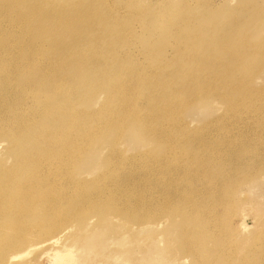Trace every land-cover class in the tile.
I'll use <instances>...</instances> for the list:
<instances>
[{"label":"rangeland","instance_id":"obj_1","mask_svg":"<svg viewBox=\"0 0 264 264\" xmlns=\"http://www.w3.org/2000/svg\"><path fill=\"white\" fill-rule=\"evenodd\" d=\"M104 1L107 2L106 4H108L107 6L110 8V10L112 9L111 12L114 17L108 16L105 19L90 18V21L86 24L92 22L93 24H91L94 26V29L90 31H76L79 33H76L75 31H70L68 35H64L63 40L66 41L70 39L71 36H75V34H77L76 36H81L83 39L80 41V45L76 47L74 52L72 50L71 52H69L70 58L74 59L69 65H67L69 71L65 70V73L61 74V76H58L57 78L51 77L53 79H50L54 82L57 81L58 78L62 77L65 79L66 83H70L68 86L73 88L72 93H70V98L73 101L74 109H80L82 112H85V115L87 113L97 112V116L95 118L91 117V119L89 117H87L86 119L84 117V114H82L83 116L81 117L82 119L80 121L81 127L77 134L78 136L73 135L72 139L77 136V141H79V143L84 144V149H82V151L79 153L77 152L73 154V159L71 160V162L68 163L69 171L62 175V170L56 168L50 169L55 174L58 173L59 176L56 179H54L53 177V181L52 183H50L51 185L49 186V191L56 194L61 192L64 196V201L60 205L56 203L57 206L55 207H50V205L42 206L40 209V214L38 215H41L42 213L46 215L48 214V218L41 221V223L51 224L55 226V229H57L55 236L56 239L54 242L43 241L39 243L38 238L32 237L33 239L30 240L33 241H30L31 244L27 246V248L23 249L21 247H16L14 249V252L17 253L16 257L13 258L12 262H7L6 264H54V253H56V251L58 253H62L63 255L68 253V256L66 255L65 257H60V259L64 260V263L59 264H189L188 261L174 263L172 257L174 255L175 249L179 248V242L181 241L183 236H189L188 234L184 235V233L186 232L182 234L181 229L185 231V227L190 228L192 225H195V222H197L195 226H198V224L199 226H201V223H198V219L201 220V218H203L202 221L205 219L202 225L204 227L206 226L205 228H207V231H210L206 235L208 241L211 237L213 238L214 236H216V233L218 237H226L223 240L226 241L229 248L231 247L232 254L228 253L229 257H227L228 254L224 255V259L228 261L231 260L232 262H234V264L237 261H239L238 264H240V261L241 264H264V175L263 173H257L262 167H264V144L260 143L264 142V138L262 136L264 135V125L262 124L264 123V100L261 99H264V48H262L264 47V0H133L134 2L132 0ZM104 1L92 0V2L96 5H99V3L101 2L104 3ZM83 2L85 3L86 1ZM122 2H125L126 5ZM182 2L185 3L187 8H185V5L181 4ZM194 2H199L200 4ZM106 4H103L102 6H106ZM118 6L122 7V12L125 11L124 8L129 11H132V13L135 11L136 13L134 12V14H138V17H143L142 15L147 13L145 14L146 16H144V19L140 18L141 21L145 24L139 22L140 19L138 20L137 18V21H135L136 19H134V23H131L132 20L130 21L127 16V14H129L127 13L128 11H125L127 13L126 15L125 12H121L119 14L120 11L118 10H120L121 8H119ZM178 6L181 8H179ZM257 6L260 8V10L256 11ZM188 7L191 9L189 10ZM115 8H117L118 10L116 9V11ZM117 13L119 16L117 15ZM203 14L207 15L206 17H204L206 20L202 19V17L204 16ZM260 15L261 17L259 18ZM120 16L122 21H124L123 23H119L121 21ZM233 16L235 17V20L233 19ZM182 17H184L185 19L183 18V20ZM107 18L111 19V21ZM115 18H118V23L114 21ZM151 18L153 19L150 21L149 19ZM188 18L192 20L193 26L187 23L186 25L184 24V21ZM243 19L244 21H242ZM5 20L6 18L2 19V25L0 26V165H2V167L10 166L13 163V155H11L10 151L8 150L11 140L8 139L6 136L9 135L10 132H15L18 130V128H15L14 125L15 123H18L19 117L21 115L29 114V109H31L32 106L36 107V101L32 97H43L41 95L42 93H36L37 88L35 83L33 82L35 81L34 77L37 78L36 81H44L46 79L45 74L50 73V69L52 70V68L50 67V62L42 56V50L37 48V46H33L29 41V38H31V36L27 34L25 27L20 25L16 26L19 27L18 32L15 31L16 27L10 30L7 24L5 23ZM135 22L137 23L135 24ZM199 22H201V24L198 27ZM112 23L114 24V26ZM172 23H174V26L171 27L170 25ZM82 24L85 25V22L83 21ZM106 24L108 25L107 28L105 26ZM110 24L112 26H109ZM122 24L126 26H123ZM168 24L170 27L168 26ZM115 25H117V28L115 27ZM202 25L205 27H203ZM207 26L209 28L211 27V30L208 29ZM123 27H125V31H128V29L132 27L130 38L127 39L128 47L125 49L124 45L122 44L115 49L114 47H116L117 45H114L113 41L110 39H112L113 36L117 34V32H121V29ZM184 27H186V30H184ZM168 29L171 32L175 30V32L181 34L185 33L186 31H189L192 34L195 30V33L201 35L203 41H200L201 39L196 40L189 35L188 37L187 35L182 36L183 42H190V39L193 41V55L190 54V58L188 59L186 57V48L187 50L190 49L189 46H184V44L182 43L183 46L181 45L180 47H178V52L172 51L170 48H168V43H174L171 34H165V32L169 31ZM114 30L116 32H114ZM199 31L201 33H199ZM202 33L204 34V36ZM97 34L100 35L97 41L90 40V36L93 37ZM206 34L210 36L207 37ZM221 35L223 36V38L220 39V41L222 40V42L218 40V37L220 38ZM209 37H213L214 41L212 42V39H210ZM226 38L228 39V41H225ZM168 40H170V42ZM261 40H263L262 43H260ZM206 42L210 44H207V46ZM236 42L240 44L238 45ZM243 42L245 43V45ZM252 42L254 45L252 44ZM106 45L109 47V53L106 52L104 48L107 47ZM210 45L211 47L213 45L214 46L210 49ZM220 45L222 48L220 47ZM64 46L65 45H62L60 48L63 49L64 52L68 53L66 46ZM151 46H154L155 48L153 47V49ZM198 46H200V48ZM218 46L219 48H217ZM245 47L247 48L246 52L250 53L244 56L242 58L243 60L238 58L240 57V55H235V57H232V54L230 55L231 51L235 52L237 49L236 52H241L243 49H246ZM149 48H152L153 51H151V49L149 51ZM213 48L215 53L213 51ZM223 49H225L224 52L222 51ZM63 50L60 51L63 52ZM116 50L118 52H121L122 56L125 57H119V55L116 54ZM125 50L126 52H124ZM161 50L162 52L165 51L166 54L160 55ZM202 50L204 55L208 56L207 61L208 59L210 61L211 57L215 59V63L218 67V70L216 69V73L213 74L215 78L213 77V75H211V70H207V66H205L203 63H192V61V64L190 63V59L192 58V56H199L206 59L203 53L201 54ZM80 52L84 55L95 53L99 58L100 56H102L104 60L102 59L99 62L97 61V63H90V68H92V70L99 71L101 69H106L107 67L108 72L106 81L109 84L113 82V79L117 78L111 70V65L114 66L115 63H122V67L124 66V68H126L127 73L129 74V71L134 70L135 67L139 66V64L143 65V70L154 69L157 70V73L159 71L160 72L158 75H151L152 77L149 76L148 84H142V87L143 85L145 86L141 91H139V93H136L137 95L134 92L125 94L111 93L110 95H107L104 90L107 89L108 84L106 85L105 82L103 85H101V83L95 81V78H93V76L90 78H85V71L83 72L84 75H81L82 77H84L83 79L81 78V76L77 79V76H73L71 74V69L74 66L73 64L75 63V59L77 58L78 54H80ZM146 52L148 53V55L146 54ZM205 52L207 53L205 54ZM155 53H157L156 56L158 58L155 57ZM62 54L64 53H58V55L60 56ZM216 56H218L219 58H217ZM226 56L227 58H231L228 60ZM217 59L219 60L216 61ZM213 61L214 60H211L210 62ZM94 64L96 65L94 66ZM230 65L232 66L231 68ZM234 65H237V67ZM234 67H236L237 70ZM180 68L182 69L180 70ZM227 68L230 69V75L228 74V78L224 74L225 69L227 70ZM175 70H179L180 72H175ZM118 71H120V69ZM205 71H210L211 73L208 74ZM232 71L235 72V74L232 73ZM170 72L172 74H168ZM217 74H219L218 76H220V78L216 76ZM232 74L234 78L232 77ZM191 75L193 76V78ZM211 76L215 81L211 79ZM243 76L246 77V80L249 78V81L246 85H249L251 89L256 88L254 91H258L259 93H256L254 91L252 93H239L237 91L233 92V90L230 91L227 87H223L224 89L222 88L224 84L221 85V83H223L224 78L225 81L229 80L233 83L236 80L244 79L245 77ZM230 77L233 80L229 79ZM156 78L165 79L166 81H168L169 84L165 86L167 89L169 87H172V85L174 84L172 90L173 93H150L152 89L157 88L155 85V83H157L155 81ZM173 78H175V80ZM193 80L199 81L202 85H205L207 91L205 88L200 89L198 86H194L195 84ZM211 81H213V83H216L215 85H218L219 81H221L219 83V88L217 89L218 91L209 88ZM118 82L122 81L118 79ZM183 84H185V86ZM177 86L181 89H179ZM194 88L196 90H194ZM178 90L181 91L178 92ZM203 90H205L206 92ZM227 90L228 93H226ZM175 92L178 94H176ZM151 94L156 95V99H152L151 101ZM173 94H175L176 99L173 98ZM230 94L232 97L230 96ZM234 98H236V100ZM226 99L228 102L226 101ZM58 102L59 101L56 99V102H52L51 105L54 106ZM129 103L133 105H130ZM148 107H153L155 111L158 112V114H155L153 116L151 114V110L148 111ZM173 107L178 110L175 112V109ZM180 107L182 110H180ZM238 107L241 109L239 110ZM261 107L263 108V110ZM133 108H137L139 110V113L137 112L136 114H134L132 112ZM166 109H168V111L171 110L172 112H169V114ZM161 110L164 111L162 112ZM246 110H248V112ZM256 110L257 112L259 111V113L261 112V114L258 113V115L255 112ZM52 111L53 109L51 108V110H49L47 114H54V111ZM179 113L180 115H182V119L180 118ZM47 114L41 115L40 120L43 124L41 123V121H39L38 127H49V129L53 130L57 127L56 123L48 120L49 115ZM253 115H255L256 117ZM251 116L252 118L257 119L251 120ZM172 117L175 121L172 119ZM234 117H236V119ZM139 119L142 120V122ZM149 119H151V121ZM158 120H160L162 128L157 126L159 124ZM161 120L163 122H161ZM44 121L46 122V124H44ZM234 121L237 122L235 123ZM246 121L248 123H246ZM164 122L167 124H165ZM174 122L175 124H178L175 125ZM182 122L186 124V127H184L185 125ZM109 124H111V126H107ZM168 124L171 126H169ZM179 124H182L183 128L181 126H179L178 128ZM142 125H144V128L142 127ZM164 125L167 127H165ZM260 125H262L263 127ZM168 126L171 129L173 128V130H175L176 132V134L170 133L171 136H177L176 138L172 136V138L174 139L172 140L171 138V143H168L170 138L168 136L165 137L163 135L165 134L164 129L168 128ZM141 128L143 129V131ZM184 128H186L185 131ZM255 128L256 130L258 129L260 132L257 130L259 132L257 133ZM161 129L163 130L162 132L160 131ZM180 129H182L184 132ZM208 129H210L211 131ZM219 129L221 133L219 132ZM233 129L234 133L232 132ZM239 130L241 132H239ZM146 131L148 133H145ZM243 131L245 133L247 132L246 136ZM206 133L211 134L207 135ZM239 133H244V135H240ZM70 134L71 133L68 130L64 131V135L59 138L60 141L66 143L71 142L72 139L71 141H69V139L67 138ZM158 134H160L161 137ZM213 135L214 137H212ZM181 136H183V138ZM208 136L211 138H209ZM246 137L248 138V140ZM151 138H153L154 140H152ZM163 138H165L164 140L168 138V141H164ZM212 138L213 140H210ZM113 139L118 141L120 140L118 147H115V149L117 150L116 155L111 152V149L109 148V144ZM191 140L195 142H192ZM173 141L174 144H177V142H179V144H182V146L180 147L182 150L183 148L184 150L187 149L189 146L193 147V144L194 146L199 147L201 150L199 149L197 156H194V153H190L191 156H189V158L191 159L188 160V157L185 155L186 152L182 154L181 157L177 156V158H175V155L173 157L174 159H172V157H169V153L166 152V145H168L169 147V144H172ZM238 141L244 144H240L238 143ZM252 142L254 145L251 144ZM232 143H234V145L231 147ZM39 144L41 145V143ZM184 144L185 146H187L184 147ZM249 145H251V149H249ZM234 146H236V148H234ZM241 148L242 150H244L242 151ZM119 150L122 151V153L118 152ZM205 150L206 152H204ZM234 150L236 151L234 152ZM152 154L156 156L153 157ZM159 155L160 157H158ZM162 155L163 157H165L162 158ZM184 155L186 158L183 159L182 157H184ZM255 155H257V157ZM258 155L260 157H258ZM156 157L159 160H157ZM167 157H169L168 160ZM160 159H164V162L162 161V163H160ZM185 160H187V163L184 162ZM189 160L193 161V163L196 165L192 166L191 163L188 164ZM204 160L209 163H206L204 165ZM258 160L260 161L257 162ZM156 162L157 164H159H155V166L154 163ZM177 162L178 164H175ZM248 162L250 164H248ZM256 162L258 163V166ZM164 163L165 167L167 168L163 166ZM149 164H151L152 166ZM249 165L251 168L249 167ZM117 166H119L120 168ZM246 166L248 169L246 168ZM212 167H215V170H213ZM221 167L222 169H220ZM239 167L241 171L239 170ZM160 168L162 170H160ZM209 169L212 173L209 171ZM74 173L76 174L74 175ZM214 174L215 176H213ZM220 176H222L221 179L223 181L219 179ZM214 177L216 178L215 180ZM228 177L230 178L228 179ZM226 178L230 180L229 182H234L236 185L233 183L228 188L225 184L224 187V181ZM73 179L75 180V183L71 182V180ZM204 179H206V181ZM164 180L165 182L167 180L168 181L165 183ZM228 180L225 181V183L228 182ZM209 181L211 182L209 183ZM245 183H248L247 186H245ZM225 188L227 189L225 190ZM228 193L231 194L229 195ZM183 194L188 198L191 197L193 200H198L199 202H201L200 205L193 207L192 205H190V203H185V201H178L177 197ZM206 194L207 197L205 196ZM208 194L212 195L213 198ZM221 195H224L225 197ZM226 196L228 198H226ZM166 197L171 198L172 203H181L182 210L180 213L183 215L186 212V216L184 218L182 217V215L177 216V214L180 213H175L173 215L174 218L167 219L168 221H165V219L162 217H157L160 214L158 210L159 202L161 200L163 201L164 199H167ZM218 197H221L222 199L221 204L217 205L216 207H213V204H215V202L213 201L214 199L216 200ZM84 198L87 199L88 204H79V201ZM180 198L181 197H179V199ZM102 200H106L107 202H104ZM93 201L95 203L100 202V205L99 203L96 204L99 207L98 209L92 210L90 207H88V205L90 203H93ZM67 204L70 205L68 206ZM111 205L119 208L124 207V215L123 213L120 214L121 216L118 214L115 215L114 211H110ZM61 206H66V209H64L63 211L56 210L58 208L62 209ZM67 207L69 208L67 209ZM236 209L237 211H235ZM72 210L76 214V219L74 218V220L72 221L64 220L67 219L66 217L69 216V211L71 212ZM211 211L214 212L212 213ZM214 213H217L215 217L213 216L215 215ZM134 215L140 218L144 216L143 219L146 218L147 215L155 217L153 220H150L151 222H153L154 225H152V223L151 225L147 224L143 226L133 224V221H137ZM235 215L236 218H234ZM189 217L192 219H190ZM211 217H214V219L217 217L218 218L214 220L211 219ZM223 217L225 220L223 219ZM178 218L181 220H178ZM239 218L241 220H239ZM60 219L64 221L60 222L59 226L52 223L55 221H59ZM185 219H189V221H193L196 219L197 220L193 222H187V220ZM174 220H176L177 222ZM172 221L175 223L173 224ZM240 221L246 227L240 225ZM124 222L127 224H125ZM178 222H180L179 225L177 224ZM225 222H228V225ZM17 225L18 224L16 222L8 223L7 221L0 219V248L4 241L8 240V235L14 231H11V226L15 228ZM175 225H178L180 227H177ZM212 225L216 226V231L213 230ZM203 226H201V228H204ZM186 231H188V229ZM227 238L229 240L231 238L232 239L229 242ZM231 244L234 246V248ZM170 248L173 252V255L171 256H169ZM241 257L244 259H242ZM249 259L251 262L249 261ZM243 261L245 262L242 263ZM248 261L249 263H247Z\"/></svg>","mask_w":264,"mask_h":264},{"label":"bare ground","instance_id":"obj_2","mask_svg":"<svg viewBox=\"0 0 264 264\" xmlns=\"http://www.w3.org/2000/svg\"><path fill=\"white\" fill-rule=\"evenodd\" d=\"M83 1H86L85 3L83 2ZM97 1V0H96ZM101 1H104V0H101ZM133 1V0H132ZM137 1V0H136ZM135 1V2H136ZM186 1V0H185ZM129 2V1H128ZM134 2V1H133ZM132 2V3H133ZM203 2V1H202ZM107 2H105L104 1V3H99V5H96L95 3H93L92 2V0H0V26L2 25V19H4V18H6V20H5V23L7 24V26H8V28L10 29V30H12L14 27H16V26H24L25 27V30L27 31V34L28 35H30L31 36V38H29V41L31 42V44L33 45V46H37V48H39V49H41L42 50V53H43V57L46 59V60H48L49 62H50V67L52 68V70L50 69V73H46L45 74V80L44 81H36V77H34V80L35 81H33L34 83H35V85H36V93H42L41 95L43 96V97H32L35 101H36V107H34V106H32V108L31 109H29L30 110V113L29 114H27V115H25V114H23V115H21L20 117H19V120H18V123H15V125H14V127L15 128H18V130L17 131H15V132H10V134L9 135H7L6 137L8 138V139H10L11 140V143L9 144V147H8V150L10 151V154L11 155H13V163H12V165H10V166H7V167H2V165H0L1 167H0V219H2V220H4V221H7L8 223H11V222H16L18 225L15 227V228H13L12 226H11V231L12 230H14L12 233H10L8 236H9V238H8V240L7 241H4V243L2 244V246H1V248H0V263H7V262H12V260H13V258H15L16 257V255H17V253H15L14 252V249L16 248V247H18V248H27V246H29L30 244H31V242L33 241V240H30V239H33L32 237H36V238H38V241H39V243H41V242H43V241H50V242H54L55 241V236H56V232H57V229H55V226H53V225H51V224H42L41 223V221H43L44 219H46V218H48V214L46 215V214H44V213H42L41 215H38V214H40V209H41V207L42 206H44V205H50V207H55V206H57L56 205V203H58V205H60L63 201H64V196H63V194L60 192V193H52V192H50L49 191V186L51 185L50 183H52V181H53V177H54V179H56L58 176H59V174L58 173H54L53 171H51L50 169L51 168H56V169H59V170H62L61 171V174L62 175H64L65 173H67L68 171H69V168H68V163L69 162H71V160L73 159V154L74 153H79V152H81L82 151V149H84V144L83 143H79V141H77L78 140V138H77V134H78V132H79V129H80V121H81V117L83 116L82 114H84L85 112H82L80 109L78 110H76V109H74V107H73V101H72V99L70 98V93H72V87H69L68 85L70 84L69 82H65V79L64 78H62V77H60V78H58V80L57 81H52V80H50V79H53V78H51V77H58V76H61V74H63V73H65V70H68L69 71V68H68V66L67 65H69L74 59H71L70 58V53L69 52H71V50L74 52L75 51V49H76V47H78L79 45H80V41L83 39L81 36H76L77 34H75V36H71L70 37V39H68L67 41L66 40H63V37H64V35H68L69 33H70V31H83V30H86V31H90V30H92V29H94V26L91 24V23H88V24H86L87 22H89L90 21V18L91 19H94V18H106V17H108V16H110V17H114V15L112 14V12H111V10H110V8L107 6L108 4H106ZM122 3H124L125 4V2H122ZM127 3V2H126ZM137 3V2H136ZM192 3V2H191ZM194 3H198V4H200L199 2H194ZM193 3V4H194ZM105 5L106 4V6H102V5ZM111 4H112V2H111ZM134 4V3H133ZM181 4H183V5H185V3H181ZM102 7H101V6ZM110 5V4H109ZM126 5V4H125ZM191 5V4H190ZM123 6V5H122ZM186 6V5H185ZM197 6V5H196ZM113 7V6H112ZM119 7V6H118ZM179 7V6H178ZM198 7H199V5H198ZM119 8H121L120 10H118L117 8H115V10L117 9L118 11H120L119 12V14L122 12V7H119ZM179 8H181V7H179ZM182 8H183V6H182ZM185 8H187V6L185 7ZM189 8V7H188ZM125 9V11L127 10L126 8H124ZM191 8H189V10H190ZM206 9V8H205ZM109 10H110V12H109ZM116 10V11H117ZM142 10H144V9H142ZM141 10V11H142ZM257 10H260V8L257 6L256 7V11ZM114 11V10H113ZM124 11V12H125ZM128 12L127 13H129V14H127L126 12H125V15L127 14V16H128V18H129V20L131 21L132 20V22L131 23H134L133 21H134V19H140V18H145L144 16H146L145 14H147V13H145V14H143L142 16L143 17H141L140 15H141V13H140V17H138V14H134V12L132 13V11H129V10H127ZM137 11V10H136ZM182 11V10H181ZM115 12V11H114ZM124 12H122V13H124ZM131 12V13H130ZM140 12V11H139ZM143 12V11H142ZM145 12V11H144ZM190 12H192V11H190ZM189 12V13H190ZM136 13V12H135ZM201 13V12H200ZM112 14V15H111ZM183 14V13H182ZM117 15H118V13H117ZM117 15H115V16H117ZM123 15V14H122ZM121 15V16H122ZM187 15H188V13H187ZM204 15V14H203ZM119 16V15H118ZM121 16H120V19H121ZM148 16V15H147ZM153 16V15H152ZM184 16V15H183ZM207 15H204L203 17H202V19L203 20H206L204 17H206ZM151 17V16H150ZM261 17V15L259 16V18ZM147 18H149V17H147ZM184 17H182V19H183ZM108 19V18H107ZM118 19V18H117ZM116 18H115V20L114 21H116L117 23L119 22L118 20H117ZM125 19H126V17H125ZM137 19L135 20V21H137ZM142 19V20H143ZM153 18H151V19H149L150 21L152 20ZM185 19V18H184ZM183 19V20H184ZM197 19V18H196ZM233 19L235 20V17L233 16ZM101 20V19H100ZM108 20H110L111 21V19H108ZM124 20V19H123ZM146 20V19H145ZM85 22V25L84 24H82V22ZM98 21V20H97ZM128 21V20H127ZM144 21V20H143ZM149 21V22H150ZM190 21H191V23H190ZM194 21V20H193ZM240 21V20H239ZM242 21H244V19L242 20ZM258 21H260V20H258ZM124 21H122V19H121V21L119 22V23H123ZM139 22H142L141 21V19H140V21ZM146 22V21H145ZM182 22V21H181ZM185 23V25H186V23L187 24H189V25H191V26H193L192 24H193V22H192V20L191 19H186L185 21H184ZM195 22V21H194ZM235 22V21H234ZM101 23V22H100ZM100 23H97V24H100ZM137 22H135V24H136ZM144 22H142V24H143ZM147 23V22H146ZM108 24V23H107ZM105 25L106 26V28H107V26L108 25ZM113 24V23H112ZM145 24V23H144ZM170 24V23H169ZM169 24H168V26H169ZM174 23H172L170 26L172 27V26H174L173 25ZM178 24V23H177ZM183 24V25H184ZM195 24V23H194ZM201 24V22H199V24H198V27H199V25ZM84 25V26H83ZM123 25V24H122ZM128 25V24H127ZM98 26V25H97ZM109 26H112L111 24L109 25ZM113 26H114V24H113ZM117 25H115V27H116ZM123 26H126V25H123ZM167 26V27H168ZM169 26V27H170ZM203 26V25H202ZM211 26V25H210ZM246 26V25H245ZM128 27V26H127ZM166 27V28H167ZM168 27V28H169ZM196 27V26H195ZM203 27H205V26H203ZM18 28L19 27H16V30L15 31H17L18 32ZM113 28V27H112ZM117 28V27H116ZM189 28V27H188ZM207 28L208 29H210L208 26H207ZM123 29V30H122ZM121 29V32H117V34H115L114 36H113V38L112 39H110V40H112L113 41V44L114 45H117L116 47H114L115 49L118 47V46H120V45H124V47H125V49L128 47V41H127V39L128 38H130V35H131V31H132V27H130L129 29H128V31H125V27H123ZM161 29H162V27H161ZM170 29V28H169ZM168 29V30H169ZM172 29V28H171ZM177 29V28H176ZM207 29V30H208ZM117 30V29H116ZM174 30V29H173ZM172 30V31H173ZM183 30V29H182ZM184 30H186V27H184ZM192 30V29H191ZM211 30V29H210ZM106 31V30H105ZM110 31V30H109ZM156 31H158V30H156ZM181 31V30H180ZM79 32H76V33H79ZM113 32V31H112ZM114 32H116L115 30H114ZM194 33H192L191 34V32H189V31H186L185 33H177V32H175V30L173 31V32H171L170 30L169 31H167V32H165V34L167 33H170L171 34V37H172V39L174 40V43H171V44H169L168 42V48H170L172 51H176V52H178V47H180L181 45H182V43L184 44V46H189V48L190 49H188L187 50V48H186V54H187V58L189 59L190 58V54L191 55H193L192 53H193V46H192V44H193V41L190 39V42H183L182 41V36H186L187 35V37H188V35L189 36H191L192 38H194V39H196V40H200V41H203V38L201 37V35H199V34H197V33H195L196 31L194 30L193 31ZM205 32V31H204ZM207 32V31H206ZM260 32V31H259ZM89 33V32H88ZM94 33V32H93ZM111 33V32H110ZM199 33H201L200 31H199ZM244 33V32H243ZM203 34V33H202ZM247 34V33H246ZM169 35V34H168ZM236 35V34H235ZM238 35V34H237ZM12 36H14V35H12ZM32 36H33V38H32ZM99 36L100 35H95V36H93V37H91L90 36V40H95V41H97L98 39H99ZM203 36H204V34H203ZM206 36L208 37V36H210V35H207L206 34ZM206 36H205V38H206ZM222 36V35H221ZM220 36V38L218 37V40L220 41V39H222L223 38V36L221 37ZM67 37V36H66ZM168 37V36H167ZM247 37H248V35H247ZM204 38V39H205ZM210 38V37H209ZM238 38V37H237ZM240 38H241V36H240ZM246 38V37H245ZM244 38V39H245ZM170 39V38H169ZM186 39V38H185ZM210 39H212V42L214 41L213 39V37H211ZM227 39V38H226ZM225 39V41H228V39L226 40ZM87 40V39H86ZM130 40V39H129ZM189 40V39H188ZM217 40V41H218ZM169 42H170V40H168ZM172 41V40H171ZM223 41H224V39H223ZM241 41H242V39H241ZM262 41L263 40H261V42L260 43H262ZM199 42V41H198ZM211 42V41H210ZM220 42H222V40L220 41ZM238 42V41H237ZM236 42V43H237ZM228 43H230V42H228ZM233 43H235V42H233ZM244 43V42H243ZM256 43V42H255ZM203 44V43H202ZM201 44V45H202ZM207 44H210V43H207L206 42V45ZM215 44V43H214ZM218 44H221V43H218ZM225 44H226V42H225ZM238 45L240 44V43H237ZM252 44H253V42H252ZM258 44V43H257ZM62 45H65L66 46V49H67V52L68 53H66V52H64V50L63 49H61L60 47L62 46ZM212 45V44H211ZM211 45H210V49L214 46H212L211 47ZM229 45V44H228ZM243 45V44H242ZM244 45H245V43H244ZM254 45V44H253ZM252 45V46H253ZM64 46V47H65ZM107 46V45H106ZM165 46V45H164ZM183 46V45H182ZM208 46V45H207ZM237 46V45H236ZM235 46V47H236ZM246 46H247V44H246ZM152 47V46H151ZM154 47V46H153ZM152 47V48H153ZM199 48H200V46H198ZM220 47H221V45H220ZM238 47V46H237ZM236 47V48H237ZM257 47V46H256ZM256 47H255V49H256ZM105 48V50H106V52H110V50H109V47L107 46V47H104ZM147 48V47H146ZM145 48V49H146ZM149 48V51H150V49H151V51H153V49L155 48ZM205 48V47H204ZM209 48V47H208ZM217 48H219V46L217 47ZM222 48V47H221ZM224 48H226V47H224ZM232 48V47H231ZM230 48V49H231ZM246 48V47H245ZM262 48H264V47H262ZM65 49V48H64ZM119 49V48H118ZM117 49V50H118ZM129 49H131V48H129ZM148 49V48H147ZM251 49H253V48H251ZM250 49V50H251ZM63 50V52H61V51ZM116 50V54L117 55H119V57H121V58H124L123 56H122V54H121V52H118ZM133 50V49H132ZM164 50V49H163ZM192 50V51H191ZM204 50V49H203ZM203 50H202V52H201V54L203 53ZM224 50L225 49H223L222 51L224 52ZM241 50V49H240ZM246 50H247V48L244 50H242L241 52H236L237 51V49H236V51L234 52H232L231 50V52H230V55L232 54V57L234 56L235 57V55L236 56H238V55H240V57H238V58H240L241 60H243L242 58L244 57V56H246L248 53H250V52H246ZM258 50V49H257ZM262 50V49H261ZM261 50H260V52H261ZM155 51V50H154ZM165 51H166V49H165ZM165 51H163L162 52V50L160 51V55L162 54V55H165L166 54V52ZM184 51V50H183ZM198 51V50H197ZM213 51H214V48H213ZM72 52V53H73ZM124 52H126V50L124 51ZM211 52H212V50H211ZM254 52V51H253ZM259 52V51H258ZM264 52V51H263ZM58 53L59 54H61V53H64V54H62L61 56L60 55H58ZM207 52H205V54H206ZM214 53H215V51H214ZM214 53H213V55H214ZM76 54V53H75ZM146 54L148 55V53L146 52ZM145 54V55H146ZM151 54V53H150ZM156 54L157 53H155V57L156 58H158L157 56H156ZM159 54V53H158ZM198 54V53H197ZM212 54V53H211ZM210 54V55H211ZM261 54V53H260ZM102 55V54H101ZM108 55V54H107ZM125 55H126V53H125ZM203 55H204V53H203ZM218 55V54H217ZM178 56V55H177ZM176 56V57H177ZM212 56V55H211ZM204 57H206V59L205 58H203V57H193L192 56V58L190 59V63H191V61H192V63H203L205 66H207V70H211V72H212V74L211 75H213L214 73H216V69L218 70V67H217V65H216V63H215V59L214 58H212L211 57V60H214L213 62H210L209 61V59H208V61H207V58H208V56H205L204 55ZM217 58H219L218 56H216ZM215 57V58H216ZM210 58V57H209ZM226 58H227V56H226ZM231 58V57H230ZM230 58H227L228 60L230 59ZM237 58V59H238ZM103 58H102V56H100V58L99 57H97V55L95 54V53H93V54H89V55H84L83 53H81L80 52V54H78V56H77V58L75 59V63L73 64L74 66L72 67V69H71V74L73 75V76H77V79H78V77H80L81 75H84V71H85V78L86 77H92L93 76V78H95V81H98V83H101V85H103L104 84V82L106 83V85L108 84V86H107V89L106 90H104V92L105 93H107V95H110L111 93H132V92H134L135 94L136 93H139V91H141L142 89H143V87L145 86V85H143V87H142V84H148V80H149V76L150 77H152L151 75H158L159 74V72L157 73V70H154L153 68V70H143L142 69V67H143V65H140L139 64V66H137V67H135V66H133V67H135V69L134 70H131V71H129L130 72V74L129 73H127V71H126V68H124V66L122 67V63H115L114 64V66L113 65H111V70H112V73H114V75H116V77L119 79V80H121L122 82H118V79L117 78H115V79H113L112 81V83L111 84H109V83H107V81H106V77H107V72H108V68L106 67V69H101V70H92V68H90V63H97V61L99 62V61H101ZM117 59V58H116ZM233 59V58H232ZM236 59V58H235ZM235 59H234V61H235ZM104 60V59H103ZM219 59H217L216 61H218ZM117 61V60H116ZM167 61V60H166ZM186 61V60H185ZM233 61V62H234ZM237 61H239V60H237ZM88 62V63H87ZM107 62V61H106ZM126 62H128V61H126ZM170 62V61H169ZM210 62V63H209ZM221 62H223V61H221ZM130 63V62H129ZM160 63H162V62H160ZM182 63V62H181ZM183 63H184V61H183ZM189 63V62H188ZM191 63V64H192ZM227 63V62H226ZM226 63H224V64H226ZM238 63H240V62H238ZM126 64V63H125ZM128 64V63H127ZM228 64V63H227ZM236 64H237V62H236ZM261 64V63H260ZM96 64H94V66H95ZM129 65V64H128ZM185 65V64H184ZM218 65H219V63H218ZM221 65H222V63H221ZM233 65V64H232ZM145 66V65H144ZM151 66V65H150ZM167 66V65H166ZM188 66V65H187ZM204 66V67H205ZM224 66V65H223ZM228 66V65H227ZM234 66H236L237 67V65H234ZM261 66V65H260ZM121 67V68H120ZM158 67V66H157ZM165 67V66H164ZM202 67V66H201ZM213 67H215V68H213ZM217 67V68H216ZM232 66L230 65V68H231ZM236 67H234L235 69H236ZM160 68V67H159ZM224 68V67H223ZM223 68H221V69H223ZM261 68V67H260ZM94 69V68H93ZM120 69V71H118ZM150 69V68H149ZM161 69V68H160ZM182 68H180V70H181ZM185 69V68H184ZM214 69H215V71H214ZM220 69V68H219ZM204 70V69H203ZM232 70V69H231ZM237 70V69H236ZM251 70V69H250ZM256 70H258V69H256ZM164 71V70H163ZM221 71V70H220ZM175 72H180L179 70L177 71V70H175ZM185 72V71H184ZM205 72H207L208 74H210L211 72L210 71H205ZM205 72H203V73H205ZM218 72V71H217ZM255 72V71H254ZM59 73H60V75H59ZM162 73H164V72H162ZM195 73V72H194ZM230 73V69H228L227 68V70L225 69V76H227V78H228V74ZM232 73H234L235 74V72H233L232 71ZM242 73V72H241ZM168 74H172L171 72L170 73H168ZM168 74H166V75H168ZM227 74V75H226ZM238 74V73H237ZM243 74V73H242ZM247 74V73H246ZM65 75V74H64ZM174 75V74H173ZM173 75H172V77H173ZM219 74H217L216 76H218ZM230 75V74H229ZM249 75V74H248ZM164 76V75H163ZM192 76V75H191ZM190 76V77H191ZM209 76V75H208ZM222 76H224V75H222ZM252 76V75H251ZM171 77V78H172ZM203 77H205V76H203ZM212 77V76H211ZM213 77L215 78V76L213 75ZM213 77L211 78V79H213ZM219 78H220V76H218ZM232 77L234 78V76H233V74H232ZM243 77H245V76H243ZM249 77V76H248ZM253 77V76H252ZM81 78L83 79L84 77H82L81 76ZM168 78V77H167ZM171 78H169V79H171ZM192 78H193V76H192ZM208 78V77H207ZM219 78H217V79H219ZM222 78V77H221ZM257 78H259V77H257ZM2 79V78H1ZM81 79V80H82ZM174 80H175V78H173ZM209 79H210V77H209ZM229 79H232L231 77L229 78ZM236 79H237V76H236ZM239 79V78H238ZM252 79V78H251ZM153 80V79H152ZM174 80H171V81H174ZM177 80V79H176ZM178 80H181V79H178ZM205 80H206V78H205ZM233 80V79H232ZM94 81V82H95ZM157 83H155V85H156V87L157 88H154V89H152L151 90V92L150 93H170L171 94V92H172V90H173V85H172V87H169L168 89L165 87L167 84H169V82L168 81H166L165 79H157L156 78V80H155ZM194 81V80H193ZM213 81H215L214 79H213ZM213 81H211V84L209 85L210 87L209 88H211L212 90H217L218 88H219V83L222 81H219V83H218V85H215L216 83H213ZM218 81V80H217ZM248 81H249V78L246 80V77L244 78V79H241V80H236L235 82H233L232 83V81H229V80H227V81H225V78H224V81H223V83H221V85L222 84H224V86H222V88L223 87H227L228 88V90H233V92L234 91H237V92H239V93H252L255 89H251L250 88V86L249 85H246L247 83H248ZM202 82V81H201ZM209 82V81H208ZM119 83V84H118ZM181 83V82H180ZM182 83H183V80H182ZM181 83V84H182ZM188 83V82H187ZM186 83V84H187ZM191 83V82H190ZM203 83H204V79H203ZM158 84V85H157ZM194 86H198L200 89H206V91H207V88L205 87V85H202L199 81H194ZM214 84V85H213ZM171 85V84H170ZM177 85V84H176ZM175 85V86H176ZM184 86H185V84H183ZM206 85H207V83H206ZM6 86H8V85H6ZM180 86V85H179ZM182 86V85H181ZM23 87H24V85H23ZM80 87V86H79ZM178 87V86H177ZM104 88V87H103ZM179 88V87H178ZM253 88V87H252ZM264 88V87H263ZM179 89H181V88H179ZM183 89H184V87H183ZM182 89V90H183ZM224 89V88H223ZM226 89V88H225ZM261 89V88H260ZM259 89V90H260ZM194 90H196L195 88H194ZM228 90H227V92L226 93H228ZM258 90V89H257ZM168 91H170V92H168ZM181 91V90H180ZM179 90H178V92H180ZM192 91V90H191ZM203 91H205V90H203ZM202 91V92H203ZM205 91V92H206ZM218 91V90H217ZM100 92V91H99ZM103 92V93H104ZM177 92V91H176ZM175 92V93H176ZM188 92V91H187ZM187 92H185V93H187ZM254 92H256V91H254ZM258 92V91H257ZM256 92V93H257ZM261 92V91H260ZM98 93V92H97ZM173 93V92H172ZM184 93V94H185ZM193 93V92H192ZM211 93V92H210ZM224 93V92H223ZM255 93V94H256ZM259 93V92H258ZM148 94V93H147ZM176 94H178V93H176ZM183 94V93H182ZM182 94H181V96H182ZM209 94V93H208ZM213 94V93H212ZM254 94V93H253ZM137 95V94H136ZM135 95V96H136ZM174 95V97L173 98H175V94H173ZM191 95H194V94H191ZM195 95H196V93H195ZM201 95V94H200ZM211 95V94H210ZM217 95V94H216ZM147 96V95H146ZM151 97V101H152V99H156V95H153V94H151L150 95ZM180 96V95H179ZM199 96V95H198ZM205 96V95H204ZM219 96H221V95H219ZM230 96H231V94H230ZM240 96H241V94H240ZM200 97H202V96H200ZM225 97V96H224ZM232 97V96H231ZM196 98V97H195ZM56 99L59 101L58 103H56L54 106L53 105H51V103L52 102H56ZM170 99V98H169ZM176 99V98H175ZM225 99V98H224ZM233 99V98H232ZM235 100H236V98H234ZM242 99V98H241ZM254 99V98H253ZM252 99V100H253ZM262 100H264L263 98H261ZM174 100V99H173ZM183 100V99H182ZM168 101H170V100H168ZM176 101V100H175ZM226 101H227V99H226ZM238 101V100H237ZM261 101V100H260ZM228 102V101H227ZM227 102H226V105H227ZM146 103V102H145ZM173 103V102H172ZM178 103V102H177ZM246 103V102H245ZM130 104V103H129ZM169 104V103H168ZM127 105V104H126ZM130 105H133V104H130ZM165 105V104H164ZM173 105H175V104H173ZM177 105V104H176ZM186 105V104H185ZM188 105V104H187ZM249 105V104H248ZM149 106V105H148ZM182 106V105H181ZM189 106V105H188ZM172 107V106H171ZM175 107V106H174ZM173 107V108H174ZM187 107V106H186ZM259 107V106H258ZM27 108V107H26ZM51 108L53 109V111H54V114L52 113V114H47L48 113V111L49 110H51ZM130 108H131V106H130ZM129 108V109H130ZM164 108V107H163ZM173 108H172V110H173ZM178 108H179V106H178ZM226 108V107H225ZM227 108H228V106H227ZM239 108V107H238ZM243 108V107H242ZM255 108V107H254ZM262 108V107H261ZM28 109V108H27ZM170 109V108H169ZM175 109V112L178 110H176V108H174ZM241 108H239V110H240ZM259 109V108H258ZM151 110V114L154 116L155 114L157 115L158 114V112H156L155 111V109L153 108V107H148V111H150ZM167 110V112L169 113H171L172 111L170 110V111H168V109H166ZM180 110H182L181 109V107H180ZM187 110V109H186ZM262 110H263V108H262ZM52 111V112H53ZM162 111V110H161ZM164 111V110H163ZM162 111V112H163ZM242 111H244V110H242ZM247 112H248V110H246ZM264 111V110H263ZM132 112L134 113V114H136L137 112L139 113V110L137 109V108H133L132 109ZM174 112V111H173ZM180 112V111H179ZM183 112V111H182ZM185 112V111H184ZM190 112V111H189ZM229 112H231V111H229ZM237 112V111H236ZM257 114L259 113V111L257 112V110L255 111ZM254 112V113H255ZM161 113V112H160ZM168 113H167V115H168ZM169 113V114H170ZM253 113V114H254ZM43 114H47V115H49V117H48V120H50V121H53L54 123H56V128L55 129H53V130H51V129H49V127H38L39 126V121H41L40 120V118H41V115H43ZM60 114V115H59ZM144 114V113H143ZM229 114H231V113H229ZM243 114V113H242ZM251 114H252V112H251ZM259 114H261V112L259 113ZM258 114V115H259ZM142 115V114H141ZM179 115H180V113H179ZM256 115V114H255ZM255 115H253V116H255ZM257 115V116H258ZM264 115V114H263ZM97 116V112H95V113H87L86 115L84 114V117L87 119V117H89L90 119H91V117H96ZM139 116H140V114H139ZM163 116H165V115H163ZM174 116V115H173ZM247 116H249V115H247ZM178 117V116H177ZM176 117V118H177ZM256 117V116H255ZM263 117V116H262ZM139 118V117H138ZM167 118V117H166ZM169 118V117H168ZM175 118V119H176ZM179 118V117H178ZM180 118L182 119L183 117H182V115H180ZM235 119H236V117H234ZM241 118V117H240ZM248 118V117H247ZM146 119V118H145ZM161 119V118H160ZM171 119V118H170ZM172 119L174 120V118L172 117ZM254 118H252V116H251V120H253ZM255 119H257V118H255ZM254 119V120H255ZM261 119H263V118H261ZM260 119V120H261ZM140 120V119H139ZM150 121H151V119H149ZM155 120V119H154ZM156 120H157V118H156ZM164 120V119H163ZM166 120V119H165ZM243 120V119H242ZM141 122H142V120H140ZM146 121H148V120H146ZM159 122V124L157 125V126H159V127H161L162 128V126H161V123H160V120H158ZM175 121V120H174ZM182 121V120H181ZM240 121V120H239ZM257 121V120H256ZM259 121V120H258ZM49 122V121H48ZM161 122H163L162 120H161ZM235 122V121H234ZM237 122V121H236ZM235 122V123H236ZM241 122H243V121H241ZM263 122V121H262ZM262 122H260V123H262ZM41 123H42V121H41ZM148 123V122H147ZM165 123V122H164ZM164 123H162V124H164ZM167 123H168V121H167ZM167 123H165V124H167ZM171 123H172V120H171ZM183 123V122H182ZM225 123V122H224ZM246 123H248L247 121H246ZM43 124V123H42ZM44 124H46V122L44 121ZM142 124V123H141ZM174 124H175V122H174ZM178 124V123H177ZM177 124H175V125H177ZM184 124V123H183ZM240 124V123H239ZM249 124H251V123H249ZM257 124V123H256ZM263 125H264V123H262ZM149 125V124H148ZM169 125V124H168ZM173 125V124H172ZM185 126L184 127H186V124H184ZM246 125V124H245ZM248 125V124H247ZM107 126H111V124H109V125H107ZM132 126H133V124H132ZM144 125H142V127H143ZM165 126V125H164ZM169 126H171V125H169ZM169 126H168V128H165V127H167V126H165V127H163V128H165L164 130H165V134H163L165 137L166 136H168L169 138H170V140L168 141L167 139V141H168V143L171 141V138H172V136H171V134H173V133H175L176 134V132H175V130H173V128L171 129V128H169ZM174 126V125H173ZM179 126H181L182 128H183V126H182V124L180 125H178V128H179ZM256 126V125H255ZM260 126H262V125H260ZM259 126V127H260ZM101 127V126H100ZM180 127V128H181ZM234 127V126H233ZM236 127V126H235ZM263 127V126H262ZM144 128V127H143ZM238 128V127H237ZM240 128V127H239ZM142 129V128H141ZM152 129V128H151ZM157 129V128H156ZM176 129H177V127H176ZM185 129L186 128H184V131H185ZM205 129V128H204ZM66 130H68L71 134L67 137L68 139H69V141H71V139H72V137H73V135H77L74 139H72V141L71 142H69V143H66V142H61L60 141V137H62L63 135H64V131H66ZM180 130H182V129H180ZM203 130V129H202ZM208 130H210V129H208ZM237 130V129H236ZM244 130V129H243ZM255 130H256V128H255ZM258 130V129H257ZM256 130V131H257ZM142 131H143V129H142ZM161 132L163 131L162 129L160 130ZM159 131V132H160ZM183 131V130H182ZM183 131V132H184ZM187 131V130H186ZM201 131V130H200ZM211 131V130H210ZM210 131H207V132H210ZM234 131V129L232 130V132ZM247 131H248V129H247ZM259 131V130H258ZM257 131V133H259ZM152 132V131H151ZM155 132V131H154ZM198 132V131H197ZM196 132V133H197ZM219 132H220V129H219ZM238 132V131H237ZM239 132H241L240 130H239ZM244 132V131H243ZM255 132V131H254ZM263 132V131H262ZM145 133H148L147 131L145 132ZM171 133V134H170ZM188 133V132H187ZM191 133H192V131H191ZM200 133V132H199ZM221 133V132H220ZM234 133V132H233ZM236 133V132H235ZM245 133V132H244ZM244 133H242L243 135H244ZM247 133V132H246ZM246 133H245V136H246ZM183 134V133H182ZM207 134V133H206ZM209 135L211 134V133H208ZM207 134V135H208ZM232 134V133H231ZM230 134V135H231ZM240 134V133H239ZM242 134H240V135H242ZM256 134V133H255ZM262 134V133H261ZM159 136H160V134H158ZM185 135V134H184ZM189 135V134H188ZM120 136H122V135H120ZM153 136V135H152ZM229 136V135H228ZM227 136V137H228ZM239 136V135H238ZM244 136V137H245ZM258 136H259V134H258ZM257 136V137H258ZM263 136V138H264V135H262ZM161 137V136H160ZM173 137H175V136H173ZM177 137V136H176ZM175 137V138H176ZM182 138H183V136H181ZM204 137V136H203ZM209 137V136H208ZM212 137H214V135L212 136ZM216 137V136H215ZM226 137V136H225ZM243 137V138H244ZM261 137V136H260ZM180 138V137H179ZM178 138V139H179ZM199 138H200V136H199ZM209 138H211V137H209ZM242 138V139H243ZM247 138V137H246ZM245 138V139H246ZM259 138V137H258ZM152 140H154L153 138H151ZM157 139V138H156ZM159 139H161V138H159ZM165 138H163V140H164ZM174 138H172V140H173ZM181 139V138H180ZM179 139V140H180ZM194 139V138H193ZM225 139V138H224ZM230 139V138H229ZM239 139V138H238ZM166 140H164V141H166ZM178 140V141H179ZM184 140V139H183ZM188 140H189V138H188ZM210 140H213V138L212 139H210ZM209 140V141H210ZM216 140V139H215ZM232 140V139H231ZM240 140V139H239ZM247 140H248V138H247ZM259 140V139H258ZM263 140V139H262ZM87 141V140H86ZM102 141V140H101ZM159 141V140H158ZM176 141H177V139H176ZM186 141V140H185ZM192 142H195V141H193V140H191ZM190 141V142H191ZM217 141V140H216ZM220 141V140H219ZM250 141H252V140H250ZM249 141V142H250ZM27 142V143H26ZM105 142V141H104ZM113 142V143H112ZM182 142V141H181ZM187 142V141H186ZM213 142H215V141H213ZM224 142V141H223ZM231 142V141H230ZM232 142H234V141H232ZM247 142V141H246ZM248 142V143H249ZM259 142V141H258ZM39 143H41V145L39 144ZM120 143V140L118 141V140H115V139H113L111 142H110V144H109V148L111 149V152H113L115 155H116V149H115V147H118V144ZM156 143V142H155ZM159 143V142H158ZM162 143V142H161ZM171 143V142H170ZM185 143V142H184ZM210 143H212V142H210ZM238 143H240V144H244V143H242V142H239L238 141ZM260 143H263L264 144V142H260ZM260 143H259V145H260ZM193 144V143H192ZM201 144V143H200ZM239 144V145H240ZM251 144H253V142L251 143ZM170 146L168 147V145H166L167 146V151L166 152H168L169 153V157H172V159H174L173 157L176 155V157L175 158H177V156L178 157H181L182 156V154H184L185 152V155L188 157L187 158V160L188 159H191V158H189V156H191L190 155V153L192 154V153H194V156H197V154H198V151H199V147H197V146H194V144H193V147H191V146H189L187 149H185L184 150V148H183V150L180 148L181 146H182V144H179V142H177V144H174V141H173V143L172 144H169ZM225 145H226V143H225ZM234 145V143H232V145H231V147ZM237 145V144H236ZM254 145V144H253ZM187 146V145H186ZM185 146V144H184V147H186ZM242 146V145H241ZM240 146V147H241ZM251 145H249V147H250ZM206 147V146H205ZM239 147V146H238ZM243 147V146H242ZM207 148V147H206ZM234 148H236V146H234ZM248 148V147H247ZM229 149V148H228ZM240 149V148H239ZM249 149H251V147L249 148ZM201 150V149H200ZM241 150H242V148H241ZM244 150V149H243ZM242 150V151H243ZM256 150V149H255ZM108 151V150H107ZM220 151V150H219ZM236 150H234V152H235ZM241 151V152H242ZM262 151V150H261ZM118 152H120V153H122V151H118ZM204 152H206V150L204 151ZM145 153V152H144ZM231 153V152H230ZM237 153V152H236ZM146 154V153H145ZM165 154V153H164ZM119 155V154H118ZM124 155V154H123ZM153 155V154H152ZM185 155H184V157H182L183 159L184 158H186L185 157ZM203 155V154H202ZM208 155V154H207ZM253 155V154H252ZM138 156V155H137ZM150 156V155H149ZM156 155H153V157H155ZM230 156V155H229ZM246 156V155H245ZM249 156V155H248ZM247 156V157H248ZM256 157H257V155H255ZM152 157V156H151ZM158 157H160V155L158 156ZM162 158H164L163 157V155L161 156ZM169 157H167V160H168V158ZM200 157V156H199ZM240 157V156H239ZM238 157V158H239ZM253 157V156H252ZM258 157H260L259 155H258ZM116 158H118V157H116ZM123 158V157H122ZM133 158V157H132ZM157 158V157H156ZM182 158H179V159H182ZM245 158V157H244ZM254 158V157H253ZM263 158V157H262ZM178 159V160H179ZM207 159H208V157H207ZM206 159V160H207ZM241 159V158H240ZM264 159V158H263ZM262 159V160H263ZM127 160V159H126ZM157 160H159L158 158H157ZM156 160V161H157ZM161 160V159H160ZM166 160V161H167ZM170 160H171V158H170ZM177 160V161H178ZM187 160H185L184 162L185 163H187L186 161ZM206 160H204L205 162H203V164L205 165L206 163H207V161ZM211 160V159H210ZM246 160V159H245ZM129 161V160H128ZM153 161V160H152ZM151 161V162H152ZM162 161L164 162V159L163 160H161V162L160 161H158V162H160V163H162ZM174 161V160H173ZM172 161V162H173ZM176 161V160H175ZM183 161V160H182ZM203 161V160H202ZM234 161V160H233ZM242 161V160H241ZM252 161V160H251ZM255 161H256V159H255ZM260 160H258L257 162H259ZM147 162V161H146ZM145 162V163H146ZM148 162H149V159H148ZM155 162V161H154ZM171 162V161H170ZM195 162V161H194ZM256 162V163H257ZM111 163V162H110ZM117 163V162H116ZM167 163V162H166ZM192 164V166H195L196 164H194L193 163V161H191V160H189L188 161V164ZM209 163V162H208ZM207 163V164H208ZM243 163V162H242ZM148 164V163H147ZM155 164H157V162L156 163H154V165ZM159 164V163H158ZM157 164V165H158ZM168 164V163H167ZM175 164H178V162L177 163H175ZM183 164V163H182ZM188 164H186V165H188ZM201 164V163H200ZM248 164H250L249 162H248ZM260 164V163H259ZM149 165H151V164H149ZM161 165V164H160ZM163 165V164H162ZM170 165V164H169ZM180 165V164H179ZM202 165V164H201ZM218 165V164H217ZM254 165H256V164H254ZM152 166V165H151ZM156 166V165H155ZM164 167H165V163H164V165H163ZM182 166V165H181ZM191 166V165H190ZM221 166H223V165H221ZM248 166V165H247ZM247 166H246V168H247ZM252 166V165H251ZM257 166H258V163H257ZM117 167H119V166H117ZM178 167V166H177ZM183 167H184V165H183ZM189 167V166H188ZM208 167V166H207ZM249 167H250V165H249ZM255 167V166H254ZM120 168V167H119ZM152 168V167H151ZM165 168H167V167H165ZM171 168H173V167H171ZM175 168V167H174ZM213 168V167H212ZM215 168V167H214ZM213 168V170H215ZM251 168V167H250ZM249 168V169H250ZM75 169V168H74ZM184 169H186V168H184ZM199 169V168H198ZM211 169V168H210ZM209 169V171L211 172V170ZM220 169H222V167L220 168ZM248 169V168H247ZM160 170H162L161 168H160ZM168 170V169H167ZM174 170V169H173ZM218 170V169H217ZM226 170V169H225ZM228 170V169H227ZM239 170H240V167H239ZM245 170V169H244ZM258 170V169H257ZM185 171H187V170H185ZM241 171V170H240ZM239 171V172H240ZM251 171V170H250ZM163 172V171H162ZM256 172V171H255ZM205 173V172H204ZM212 173V172H211ZM216 173V172H215ZM217 173H218V171H217ZM220 173V172H219ZM244 173V172H243ZM247 173V172H246ZM248 173H249V171H248ZM257 173H259V174H262L263 173V175H264V167H262L260 170H259V172H257ZM72 174H73V172H72ZM76 173H74V175H75ZM229 174V173H228ZM254 174V173H253ZM206 175H207V172H206ZM211 175V174H210ZM209 175V176H210ZM188 176V175H187ZM195 176V175H194ZM200 176V175H199ZM213 176H215V174L213 175ZM217 176H219V175H217ZM216 176V177H217ZM239 176V175H238ZM74 177V176H73ZM77 177V176H76ZM166 177V176H165ZM221 177L222 176H220V178L219 179H221ZM232 177V176H231ZM234 177H235V175H234ZM237 177V176H236ZM242 177H244V176H242ZM241 177V178H242ZM262 177V176H261ZM79 178V177H78ZM172 178V177H171ZM176 178V177H175ZM209 178H212V177H209ZM230 177H228V179H229ZM165 179V178H164ZM216 178L214 177V180H215ZM223 179H224V174H223ZM227 178L225 179V181H227L228 180ZM233 179V178H232ZM236 179V178H235ZM243 179V178H242ZM261 179V178H260ZM263 179H264V177H263ZM79 180V179H78ZM172 180V179H171ZM205 181H206V179H204ZM244 180V179H243ZM161 181H163V180H161ZM168 181V180H167ZM166 181V182H167ZM221 181H223L222 179H221ZM225 181H224V187H225V184H226V186L229 188V186H231V184H233L234 182H229L230 180H228V182H226L225 183ZM237 181V180H236ZM241 181V180H240ZM71 182L72 183H75V180L73 179V180H71ZM164 182H165V180H164ZM165 182V183H166ZM211 181H209V183H210ZM218 182H220V181H218ZM197 183V182H196ZM250 183V182H249ZM251 183H253V182H251ZM235 184V183H234ZM246 184V183H245ZM248 184V183H247ZM247 184L245 185V186H247ZM236 185V184H235ZM239 185V184H238ZM163 186V185H162ZM189 186V185H188ZM220 186V185H219ZM165 187V186H164ZM202 187V186H201ZM216 187V186H215ZM187 188V187H186ZM217 188V187H216ZM237 188V187H236ZM242 188V187H241ZM172 189V188H171ZM227 188H225V190H226ZM234 189V188H233ZM218 190H219V188H218ZM235 190V189H234ZM233 190V191H234ZM239 190V189H238ZM237 190V191H238ZM179 191V190H178ZM228 191H229V189H228ZM214 192V191H213ZM170 193V192H169ZM191 193V192H190ZM232 193V192H231ZM230 193V194H231ZM220 194V193H219ZM225 194V193H224ZM229 194V193H228ZM229 194V195H230ZM209 195V194H208ZM206 197H207V194L205 195ZM209 196H211L212 198H213V196L212 195H209ZM208 196V197H209ZM221 196H224V195H221ZM238 196H239V194H238ZM237 196V197H238ZM179 197H181L180 199H179ZM205 197V198H206ZM225 197V196H224ZM223 197V198H224ZM68 198V197H67ZM167 199H164L162 202L160 201L159 202V212H160V214H159V216H157L158 218H160V217H162V218H164L165 219V221L167 220V219H171V218H174V214L175 213H180L181 212V210H182V206H181V203L180 202H184L185 201V203H190V205H192L193 207L195 206H198V205H200V203L201 202H199L198 200H193L191 197H186V196H184V194L183 195H180V196H178L177 197V199H178V201H180V202H176V203H172L171 202V198H168V197H166ZM183 198V199H182ZM204 198V199H205ZM210 198V197H209ZM215 198V197H214ZM226 198H228L227 196H226ZM109 199V198H108ZM208 199V198H207ZM69 200V199H68ZM73 200V199H72ZM78 200V199H77ZM102 201H104V202H107L106 200H102ZM128 201V200H127ZM206 201V200H205ZM213 201V200H212ZM221 201H222V199H221V197H218L216 200L214 199V201L213 202H215V204H213V207H216L217 205H220L221 204ZM239 201V200H238ZM80 202V203H79ZM78 203L79 204H81V203H87L88 204V201H87V199H81L80 201H79ZM124 202V201H123ZM99 203V205H100V202H97V203H95L94 201H93V203H90L89 205H88V207H90L92 210H95V209H98L99 207L96 205V204H98ZM126 203V202H125ZM74 204V203H73ZM122 204V203H121ZM149 204V203H148ZM204 204V203H203ZM68 205V204H67ZM70 205V204H69ZM68 205V206H69ZM71 205H72V203H71ZM76 205H77V203H76ZM113 205V204H112ZM111 205V210L110 211H114L115 212V215L116 214H118V215H120V214H122L123 213V215H124V211H125V209H124V207L122 208V207H115V206H112ZM154 205V204H153ZM155 205H157V204H155ZM206 205V204H205ZM235 205V204H234ZM241 205V204H240ZM108 206H110V205H108ZM140 206V205H139ZM142 206V205H141ZM223 206V205H222ZM62 207V206H61ZM66 206H64V207H62V209L61 208H58V209H56V210H60V211H63L64 209H66L65 208ZM212 207V208H213ZM224 207V206H223ZM237 207V206H236ZM69 207H67V209H68ZM73 208V207H72ZM71 208V209H72ZM71 209H69V210H71ZM184 209V208H183ZM218 209V208H217ZM221 209V208H220ZM233 209H234V207H233ZM74 210V209H73ZM69 211V216H67L66 218L67 219H64V220H67V221H72V220H74V218H75V216H76V214L74 213V211ZM222 210V209H221ZM142 211V210H141ZM235 211H237V209L235 210ZM249 211V210H248ZM95 212H98V211H95ZM113 212V213H114ZM139 212V211H138ZM212 212V211H211ZM214 212V211H213ZM212 212V213H213ZM65 213H66V210H65ZM112 213V214H113ZM186 213V212H185ZM177 214V216L178 215H182V217L184 218L185 216H186V214ZM188 213V212H187ZM194 213H196V212H194ZM219 213V212H218ZM241 213V212H240ZM248 213V212H247ZM68 214V213H67ZM67 214H65V215H67ZM126 214V213H125ZM155 214V213H154ZM153 214V215H154ZM215 214V213H214ZM217 214V213H216ZM216 214L215 215H213L214 217L216 216ZM239 214V213H238ZM237 214V215H238ZM222 215V214H221ZM226 215V214H225ZM242 215V214H241ZM245 215V214H244ZM121 216V215H120ZM126 216V215H125ZM125 216H122V217H125ZM129 216V215H128ZM132 216H133V214H132ZM135 216V215H134ZM176 216V215H175ZM243 216V215H242ZM121 217V218H122ZM136 217V216H135ZM144 217V216H143ZM143 217L142 218H140V217H136L135 219H137V221H133V224H137L138 226H143V225H147V224H150L151 225V223H152V225H154L153 224V222H151L150 220H153L155 217H151V216H148L147 215V217L146 218H144L143 219ZM156 217V218H157ZM191 217V216H190ZM189 217V218H190ZM214 217H211V219H214ZM237 217H239V216H237ZM64 218V217H63ZM132 218H134V217H132ZM177 218V217H176ZM175 218V219H176ZM188 218V217H187ZM205 218V217H204ZM218 218V217H217ZM217 218H215L214 220H216ZM227 218V217H226ZM234 218H236V215H235V217ZM245 218V217H244ZM76 219V218H75ZM126 219V218H125ZM131 219V218H130ZM190 219H192V218H190ZM198 219V218H197ZM196 219V220H197ZM202 219L203 218H201V220L200 219H198V223H201V226H203L202 224H203V222H204V220L202 221ZM221 219H222V216H221ZM223 219H224V217H223ZM243 219V218H242ZM61 220V221H60ZM59 221H55V222H52L53 224H55V225H57V226H59V223L60 222H62V221H64V220H62V219H60ZM173 220V219H172ZM178 220H181V219H179L178 218ZM182 220H184V219H182ZM185 220H187V219H185ZM196 220H193V221H196ZM225 220V219H224ZM232 220H233V218H232ZM239 220H241L240 218H239ZM168 221V220H167ZM174 221H176V220H174ZM192 220H190L189 221V219L187 220V222H193ZM123 222V221H122ZM132 222V221H131ZM173 222V221H172ZM177 222V221H176ZM184 222V221H183ZM241 222V221H240ZM242 222H243V220H242ZM242 222H241V224L240 225H243L242 224ZM65 223V222H64ZM125 223V222H124ZM129 223V222H128ZM175 222H173V224H174ZM179 223L180 222H178L177 224L179 225ZM196 223L197 222H195V225H196ZM226 223V222H225ZM228 223V222H227ZM226 223V224H227ZM125 224H127V223H125ZM185 224H187V223H185ZM194 224V223H193ZM178 225H175V226H177V227H180V226H178ZM184 225V224H183ZM183 225H181V226H183ZM195 225H192L190 228L189 227H185L186 229H185V231H183L182 229H181V232H182V234L184 233V232H186V233H184V235H189V236H183V238L181 239V241L179 242V248L178 249H175V251H174V255H173V252H172V249H171V252H170V249H169V256H171V255H173V257H172V259L174 260L173 262L174 263H176V262H182V261H188L189 262V264H231V258L229 259L230 261H228V260H226V259H224V255H226V254H232V252H231V247L229 248L228 247V245H227V243H226V241L225 240H223V239H225V238H222V237H218V235H217V233L215 234L216 236H214L213 238L211 237L210 238V240L208 241L207 240V233H209L210 231H207L206 229L207 228H205L204 226V228H201V226H199V224H198V226H195ZM208 225V224H207ZM221 225H223V224H221ZM220 225V226H221ZM225 225V224H224ZM228 225V224H227ZM232 225V224H231ZM188 226V225H187ZM213 226V230H215L216 231V226L215 225H212ZM244 226V225H243ZM244 227H246V226H244ZM183 228V227H182ZM175 229V228H174ZM178 229V228H177ZM188 229V231H186ZM220 229V228H219ZM219 229H218V231H219ZM226 229V228H225ZM224 229V230H225ZM211 230V229H210ZM221 230V229H220ZM223 230V229H222ZM213 232V231H212ZM222 232V231H221ZM214 233V232H213ZM222 234V233H221ZM263 234V233H262ZM220 235V234H219ZM224 235V234H223ZM231 235H232V233H231ZM230 235V236H231ZM233 235H234V233H233ZM226 236V235H225ZM230 236H229V238H230ZM232 237V236H231ZM228 239V238H227ZM232 239V238H231ZM230 239V240H231ZM5 240H6V238H5ZM179 240V239H178ZM229 240V239H228ZM230 240H229V242H230ZM237 240V239H236ZM31 241V242H30ZM37 241V242H38ZM208 242H209V244H208ZM228 242V241H227ZM228 242V243H229ZM234 244V243H233ZM243 244V243H242ZM176 245V244H175ZM232 245V244H231ZM230 245V246H231ZM233 246V245H232ZM172 247V246H171ZM262 247V246H261ZM264 247V246H263ZM262 247V248H263ZM233 248H234V246H233ZM235 251V250H234ZM260 251V250H259ZM229 254H228V256L227 257H229ZM68 256V253H66V254H62V253H58L57 251H56V253H54V258H55V261H54V264H59V263H64V260L63 259H60V257L61 256ZM176 255V256H175ZM175 256V257H174ZM237 256V255H236ZM244 257V256H243ZM242 258V257H241ZM242 259H244V258H242ZM248 260V259H247ZM246 260V261H247ZM234 261H236V260H234ZM249 261H250V259H249ZM249 261L247 262V263H249ZM245 261H243L242 263H244ZM251 262V261H250ZM239 263V261H237V262H235V264H238ZM232 264H234V262H232ZM240 264H241V261H240ZM246 264V263H245ZM250 264V263H249Z\"/></svg>","mask_w":264,"mask_h":264}]
</instances>
